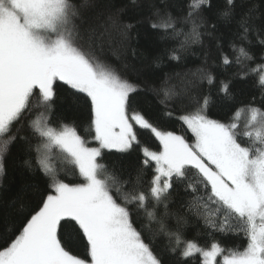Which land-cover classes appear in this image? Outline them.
Wrapping results in <instances>:
<instances>
[{
    "label": "snow or ice",
    "instance_id": "6c2138e0",
    "mask_svg": "<svg viewBox=\"0 0 264 264\" xmlns=\"http://www.w3.org/2000/svg\"><path fill=\"white\" fill-rule=\"evenodd\" d=\"M209 3L190 0L189 16ZM227 3L232 5L234 0ZM231 13L228 8L223 15ZM80 18L73 0H0V176L5 172L9 146L18 138L16 124L38 94L45 111L30 121V127L41 138L35 148L40 155L38 166L50 176L52 189L22 231L0 245V264H162L145 243L128 205L144 207L149 197L161 202L172 188V178H185L189 169H194L198 183L210 190L208 201L218 206L216 211L223 208L240 222L248 244L243 251L229 249L224 254L218 243L204 249L188 242L181 255L187 258L200 253L204 264H217L218 256L222 264H264V112L251 108V130L243 133L251 141L248 145L238 139L236 123H222L204 114L206 98L195 113L182 117L193 134V143L173 132L160 131L144 115L130 112L129 98L136 86L98 64L78 42L83 39L76 23ZM153 27L171 28L173 21L168 17ZM193 34L199 36L195 22ZM239 53L238 62L241 57L253 59L244 48ZM255 72L260 73L259 82L264 85V65H258ZM208 79L212 82L213 78L209 75ZM58 81L90 98L98 147H89L75 127L50 125ZM222 90L227 92L228 86L222 85ZM171 94L165 90L166 97ZM134 124L150 129L163 146L160 152L143 149L147 157L143 163L155 161L156 175L147 196L143 191L114 195V188L117 194L121 189L98 158L102 149L123 151L138 143ZM54 147L73 159L83 182H63L48 167L45 159ZM190 187L196 191L195 186ZM196 207L207 209L208 203L201 198ZM213 215L215 212H208V222L216 227ZM148 216L156 218L154 211ZM220 227L224 230V225ZM164 228L161 222V231ZM81 239L85 258L72 251Z\"/></svg>",
    "mask_w": 264,
    "mask_h": 264
},
{
    "label": "trees",
    "instance_id": "16d2710c",
    "mask_svg": "<svg viewBox=\"0 0 264 264\" xmlns=\"http://www.w3.org/2000/svg\"><path fill=\"white\" fill-rule=\"evenodd\" d=\"M73 2L81 14L76 23L83 39L78 42L98 64L136 86L137 91L129 98L130 112L144 115L160 131L183 136L191 144L194 137L182 117L195 113L206 98L204 114L222 123H236L240 142L251 143L243 135L251 130L249 110L258 108L264 112V85L255 72L258 65L264 64V43H261L264 0H234L232 5L227 0H210L209 5L202 6L192 16H189L190 0ZM228 8L232 13L226 17L223 12ZM168 17L173 27H153ZM194 22L198 37L193 34ZM240 48L253 59L241 57L238 62ZM225 59L230 62L225 63ZM224 84L228 86L227 92L222 90ZM54 88L50 125L75 127L88 146L98 145L94 140L90 98L63 82L58 81ZM165 90L172 94L166 97ZM30 104L16 124L18 138L9 146L5 172L0 176V245L9 236L18 235L47 194H52L50 176L38 166L40 155L35 148L41 138L30 127V121L39 118L45 110L40 107L38 94L33 95ZM241 111L247 115L237 121ZM135 127L138 143L125 151L106 149L98 158L106 174L114 176L116 187L121 189L117 194L114 188V195L143 191L147 196L156 175L153 161L143 163L146 159L143 149L160 152L163 147L150 129ZM50 157L52 170L59 179L70 184L83 182L77 165L67 154L54 147ZM198 180L196 171L189 169L185 178H172V188L161 202L149 197L144 207L128 205L145 243L150 244L162 264H204L200 254L187 258L181 255L188 242L204 249L218 243L225 249L224 254L229 249L243 251L247 247L248 239L240 222L228 216L223 208L217 212L218 206L208 201L210 190L204 189ZM201 198L208 203L207 209L196 207ZM150 211L155 213L154 220L148 216ZM209 211L215 212L211 219L216 227L208 222ZM161 222L165 226L163 231ZM72 251L85 258L84 240H77ZM218 264H222L220 258Z\"/></svg>",
    "mask_w": 264,
    "mask_h": 264
},
{
    "label": "rangeland",
    "instance_id": "374dc122",
    "mask_svg": "<svg viewBox=\"0 0 264 264\" xmlns=\"http://www.w3.org/2000/svg\"><path fill=\"white\" fill-rule=\"evenodd\" d=\"M264 65V64H263ZM259 75H260V73H259ZM251 109L249 110V114L247 115V114H243V111H241L237 116H236V119H237V121L239 120V119H241V118H243L245 115H247L248 116V121H250L251 122V120H250V116H251ZM135 126H137V125H135L134 124V130H135ZM139 126V125H138ZM190 129V128H189ZM191 131V130H190ZM159 140V139H158ZM97 143H98V145H96L95 147H98L99 146V142L97 141ZM134 143H136V142H134ZM133 143V144H134ZM162 145V144H161ZM90 147V146H89ZM163 147V146H162ZM60 152H62L59 148H57ZM107 149V148H106ZM106 149H102L101 150V153L103 152V151H105ZM120 150V149H118V148H110V149H108V150ZM163 150V149H162ZM161 150V151H162ZM123 151H125V150H123ZM149 151H151V150H149ZM63 153V152H62ZM65 153V152H64ZM65 154H67V153H65ZM68 155V154H67ZM68 157L70 158V160L74 163V161H73V159L68 155ZM50 153H48L47 154V156H46V159H45V162H46V164L48 165V167L52 170V163L50 162ZM147 158V157H146ZM154 163H155V161H153ZM77 168H78V166H77ZM44 169V168H43ZM44 171H45V169H44ZM163 177L161 178V183L163 182ZM186 248V247H185ZM196 254H200V253H194L193 255H196ZM200 256L202 257V255L200 254ZM219 258H220V261L222 262V259H221V257L220 256H218L217 257V264H218V260H219ZM202 260H203V257H202ZM203 262H204V260H203Z\"/></svg>",
    "mask_w": 264,
    "mask_h": 264
}]
</instances>
